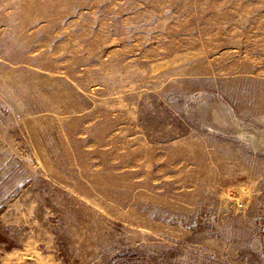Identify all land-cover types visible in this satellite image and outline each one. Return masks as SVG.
I'll list each match as a JSON object with an SVG mask.
<instances>
[{
    "label": "rangeland",
    "instance_id": "obj_1",
    "mask_svg": "<svg viewBox=\"0 0 264 264\" xmlns=\"http://www.w3.org/2000/svg\"><path fill=\"white\" fill-rule=\"evenodd\" d=\"M0 264H264V0H0Z\"/></svg>",
    "mask_w": 264,
    "mask_h": 264
}]
</instances>
